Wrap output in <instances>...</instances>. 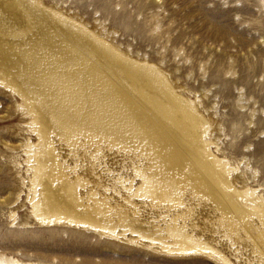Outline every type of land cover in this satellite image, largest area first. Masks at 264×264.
Masks as SVG:
<instances>
[{
	"label": "rangeland",
	"instance_id": "374dc122",
	"mask_svg": "<svg viewBox=\"0 0 264 264\" xmlns=\"http://www.w3.org/2000/svg\"><path fill=\"white\" fill-rule=\"evenodd\" d=\"M37 1L39 7L82 23L124 55L161 67L167 83L194 99L210 124L212 151L237 166L230 176L233 186H258L264 193V0ZM25 103L13 85L0 82V255L19 264H217L206 254L162 252L151 239L178 244L181 234H187L219 247L235 264H264L258 223L246 217L234 230L236 243L230 244L225 235L232 231L218 201L186 178L187 169L172 168L169 135L156 132L165 115L159 112L158 118L154 112L128 116L119 125L137 136H51L67 171L58 192L66 194L68 178L77 182V214L86 215L96 204L105 206L114 220L127 215L125 226L134 229L116 237L81 225L40 224L26 191L18 197V173L9 163L12 152H23L5 144L18 146L25 136L36 141L25 129ZM137 167L152 178L154 194L128 190L130 183H142ZM21 175L29 181L33 173L24 166ZM156 227L164 233H155ZM132 230L146 237L138 238Z\"/></svg>",
	"mask_w": 264,
	"mask_h": 264
},
{
	"label": "bare ground",
	"instance_id": "6f19581e",
	"mask_svg": "<svg viewBox=\"0 0 264 264\" xmlns=\"http://www.w3.org/2000/svg\"><path fill=\"white\" fill-rule=\"evenodd\" d=\"M36 2L39 1L0 0V82L4 87L13 85L23 96L26 103L21 113L29 118L25 129L36 136L35 142L25 136L18 146L5 144L23 152H12L9 163L18 173L17 195L26 191L39 223L81 225L116 237L134 229L125 226L127 215L120 213L114 220L105 206L96 204L85 210L86 215L77 214V182L68 178L66 194L58 192L67 171L55 154L51 136L54 133L67 140L90 132L115 139L137 136L132 130L124 133L128 129L119 125L126 123L128 116L159 112L165 115L156 123V132L166 131L169 135L170 165L187 171L188 180L218 201L222 219L232 231L225 235L230 244L236 243L234 230L246 217L255 226L258 223L257 230L264 238V193L258 186H233L230 176L237 166L212 151L213 140L207 136L210 124L195 108V100L179 95L158 65L124 55L82 23L43 5L39 7ZM197 101L202 102L199 97ZM24 166L33 173L29 181L21 175ZM137 175L142 177V183L136 187L130 183L128 190L136 195L154 194L152 178L138 167ZM10 214L15 216V211ZM90 214L93 218L88 219ZM152 230L164 233L161 228ZM132 232L138 238L146 237L141 231ZM151 239L162 252L206 254L217 264H235L219 247L194 235L181 234L178 244ZM0 263L20 261L0 255Z\"/></svg>",
	"mask_w": 264,
	"mask_h": 264
}]
</instances>
